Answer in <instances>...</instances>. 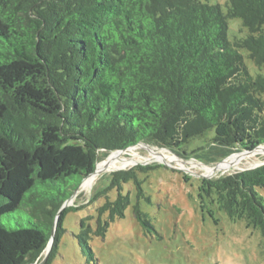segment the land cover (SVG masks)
I'll list each match as a JSON object with an SVG mask.
<instances>
[{
	"label": "trees",
	"instance_id": "obj_1",
	"mask_svg": "<svg viewBox=\"0 0 264 264\" xmlns=\"http://www.w3.org/2000/svg\"><path fill=\"white\" fill-rule=\"evenodd\" d=\"M208 1L0 0V264L42 261L60 208L113 151L144 142L186 155L205 140L213 162L264 144V74L240 52L264 67V0ZM230 18L245 36L228 38ZM153 168L114 171L94 194L104 201L75 235L90 259L89 240L130 205L124 184L149 201L138 175ZM259 190L264 164L202 180L199 196L264 238ZM21 205L27 224L6 226ZM77 210L60 212L45 264ZM133 213L155 229L138 202Z\"/></svg>",
	"mask_w": 264,
	"mask_h": 264
},
{
	"label": "rangeland",
	"instance_id": "obj_2",
	"mask_svg": "<svg viewBox=\"0 0 264 264\" xmlns=\"http://www.w3.org/2000/svg\"><path fill=\"white\" fill-rule=\"evenodd\" d=\"M226 2L227 0L208 1L209 4L222 5L224 10ZM245 34L246 29L241 19L228 20L230 40ZM240 52L253 75L264 74V67L258 68L246 50L242 49ZM212 133L209 132L208 136ZM192 145L202 149L193 154L187 149L188 154L185 155L181 151L173 152L140 143L122 154L123 159L128 160L136 154L138 162L102 171L90 186L83 188L81 185L82 187L76 188L66 207H76L79 210L66 213L63 223L66 231L60 239L59 253L52 264H264V238L259 229L242 219L229 217L217 204L209 203L199 196L202 180L217 179L258 167L264 164V152L254 150L241 162L238 169L208 176L202 169L203 165L223 163L232 155H241V151L234 150L223 159L210 162L207 159L205 140H198ZM147 146L153 150L165 151L171 160L151 158ZM116 153L120 155L121 152ZM109 155L98 159L97 164L106 160ZM137 166L154 167L149 172L138 175L149 201L143 196L137 197L134 185L124 184L123 193L129 192L130 205L125 210L124 217L110 222L105 237H93L89 240L94 253V259H90L81 251L76 241L79 220L89 214L96 217V209L103 203L104 195L95 198L94 194L108 185L109 174ZM115 193H111L112 197ZM258 194L264 200V190H259ZM137 202L150 215L155 227L153 231L144 232L137 222L133 213V206ZM26 213L25 207L21 205L12 212V218L4 215L1 220L6 226L15 229L27 224ZM52 246L53 243L48 255Z\"/></svg>",
	"mask_w": 264,
	"mask_h": 264
},
{
	"label": "bare ground",
	"instance_id": "obj_3",
	"mask_svg": "<svg viewBox=\"0 0 264 264\" xmlns=\"http://www.w3.org/2000/svg\"><path fill=\"white\" fill-rule=\"evenodd\" d=\"M147 147H148V149H149V151H150V153L152 155L151 158L160 159V160H163V161L164 160L165 161H170L171 160V157L167 156L165 151L158 150V149L153 150V149H150L149 146H147ZM133 148L134 147H131L128 150L130 151ZM257 149L261 150L262 152H264V145L260 146ZM257 149H255V150H257ZM125 151H121V153H120L121 156L116 153V152H119V151L113 152V153H111L109 155V157L106 160L100 161L97 164V172H96V174L91 175L90 177H88L87 179L84 180V182L82 183V186H84L83 188H85L87 186H90L93 183V181L96 178V176L98 175V173H100L102 171L115 169V168H120V167L124 166V164L136 163V162L139 161V159L136 158V154H134V158H132L130 160L123 159L122 154ZM251 153H241V155L235 154L236 156L232 155L231 157L228 158V159H230V158L233 157L231 160L226 159L225 161H223V163H219V164H216V165H213V166L203 165L202 169L205 170V172H206V174L208 176H212V175L216 174L217 172H230V171H232L234 169H238L240 164H241V162L246 157L248 158ZM182 164H184V162H182Z\"/></svg>",
	"mask_w": 264,
	"mask_h": 264
},
{
	"label": "water",
	"instance_id": "obj_4",
	"mask_svg": "<svg viewBox=\"0 0 264 264\" xmlns=\"http://www.w3.org/2000/svg\"><path fill=\"white\" fill-rule=\"evenodd\" d=\"M138 144H140V143H138ZM138 144H136V145H138ZM262 145H264V144H262ZM262 145H259V146L256 147L255 149L259 148V147L262 146ZM134 146H135V145H134ZM134 146H131V147H134ZM131 147H129V148H131ZM129 148H127V149H129ZM127 149H124V150H117V151L121 152V151H125V150H127ZM255 149H253V150H242L241 153H251V152H253ZM113 152H116V151H113ZM113 152H111V153H113ZM111 153H110V154H111ZM96 172H97V162H96V165H95V169H94V171L91 172L90 174H88V175L83 179L82 182H84V180L87 179L88 177H90L91 175L96 174ZM98 174H99V173H98ZM82 182H81L80 185L77 187V189L82 185ZM73 194H74V192H73ZM71 196H73V195H71ZM69 199H70V198H69ZM69 199L66 200V201L64 202V204L62 205V207H61L60 210H59V213H58V215H57V217H56V220H55V223H54V228H53V231H52V234H51L50 240H49V242H48V244H47V247H46V249H45V255H44L42 261H40V262H35V263H32V264H44V263H45L46 258H47V255H48V250L50 249V246H51V244L53 243V240H54V233H55V227H56L57 218H58L60 212L66 207V204L68 203Z\"/></svg>",
	"mask_w": 264,
	"mask_h": 264
}]
</instances>
